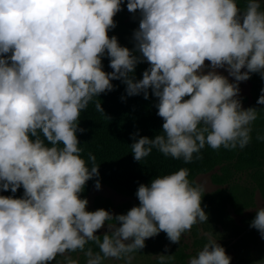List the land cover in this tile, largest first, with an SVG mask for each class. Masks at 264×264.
Returning a JSON list of instances; mask_svg holds the SVG:
<instances>
[{
  "label": "clouds",
  "instance_id": "9594fccd",
  "mask_svg": "<svg viewBox=\"0 0 264 264\" xmlns=\"http://www.w3.org/2000/svg\"><path fill=\"white\" fill-rule=\"evenodd\" d=\"M122 5L125 0H0V192L13 194L0 195V264H59L58 256L75 252L86 264H127L147 239L164 232L179 243L207 222L204 189L190 182L187 168L140 184L139 205L126 214L87 210L86 183L95 178L96 190L101 184L96 157L89 154L90 167L81 158L80 115L94 97L115 90L114 80L128 97H155L163 120L154 138L132 134L137 162L156 149L188 164L202 158L205 145L243 150L252 141L264 109L244 108L239 84L252 74L264 79V0H244L243 8L239 0H126L139 18L132 49L108 34ZM105 57L111 72L103 70ZM145 62L137 80L136 67ZM256 104L264 105V88ZM96 109L104 113L100 103ZM105 225L108 231L96 235ZM250 227L264 239V207ZM90 242L98 252L86 248ZM158 259L168 264L173 256ZM230 262L209 239L187 264Z\"/></svg>",
  "mask_w": 264,
  "mask_h": 264
},
{
  "label": "trees",
  "instance_id": "16d2710c",
  "mask_svg": "<svg viewBox=\"0 0 264 264\" xmlns=\"http://www.w3.org/2000/svg\"><path fill=\"white\" fill-rule=\"evenodd\" d=\"M239 6L241 8L245 6L244 0H239ZM122 7L123 10L114 17L117 24L115 29L119 28L121 32L132 38L133 30L138 28V14L137 18L133 19V14L127 11L126 0ZM102 63L104 71H112L107 57L102 60ZM145 69L144 63L136 67L134 75L137 80L142 78ZM112 83L116 86L114 91L94 97L87 109L81 112L79 126L86 131L77 133L82 148L81 158L85 160L86 165L91 166V161L88 159L89 154L96 157L100 184H106L123 194L136 196L140 184L148 185L158 175L175 173L181 168L189 170L188 179L197 185V174L212 170L218 164L220 171L213 175V179L220 186L219 194H227L225 199L229 200L235 213L239 215L244 213V208L239 210L238 205L242 201L241 197H248V200L245 199L247 201L244 200L246 203L244 207L246 208L254 206L257 191H260L264 197V154L254 153L248 148L247 150L244 148L242 152L239 149V152L228 154L215 164L208 147L201 151V159L194 158L193 162L188 164H185L183 159L165 157L156 149H153V152L142 161H135L130 146L134 142L132 134L139 131V136L154 138L156 134H161L159 132L162 131L163 120L157 115L155 107L157 101L151 94L147 100L143 98L142 94L128 97L125 92V85L119 80H114ZM122 96L124 97L123 100L121 99ZM97 103L101 104L104 113L97 111ZM251 107L254 106L251 105ZM243 162L245 163L243 164ZM94 185L95 178L86 183L81 198L89 199ZM203 192L202 194H204ZM5 193L8 196L13 195L10 191ZM22 195L23 189L21 188L15 196L20 197ZM87 210L94 211L88 206ZM210 221L208 217L206 223L208 224ZM242 221L245 223V220ZM221 223L226 228L233 227L235 230L240 228L233 217L228 221L222 220ZM148 242L146 240L145 244ZM87 247H91L93 251L99 250L92 242Z\"/></svg>",
  "mask_w": 264,
  "mask_h": 264
},
{
  "label": "rangeland",
  "instance_id": "374dc122",
  "mask_svg": "<svg viewBox=\"0 0 264 264\" xmlns=\"http://www.w3.org/2000/svg\"><path fill=\"white\" fill-rule=\"evenodd\" d=\"M108 34L110 37L115 35L122 46H126L129 49L133 48L132 38H129L125 33L121 32L119 28L117 30H110ZM144 64L146 68L149 67L146 62ZM220 71L227 76V72ZM229 79L232 80L233 78L229 77ZM239 87L241 90L240 98L244 108L253 105L257 109H264V105H257L254 102L257 101L261 88H264V79H261L259 74H252L251 78L246 82H241ZM252 127V141L245 149L247 150L248 148L254 153L264 154V141L256 139L257 135H264V110L259 111V117L253 123ZM205 147H208L214 164L228 154L239 152V149L226 150L221 147L219 150H213L207 145ZM219 171L220 166L216 164L212 170L200 172L196 176L197 185H200L204 189L201 207L208 214L207 216L211 221L208 224L203 222L194 225L190 232L182 235L179 243L169 241L164 232H161L154 238L147 239L149 242L145 244L142 250L130 254L132 259L127 264H159L158 256L161 254L173 256V259L168 261V264H187L189 258L195 256L198 251L202 250L203 245L209 239L216 240L224 247L227 255L231 257L230 264H254V262L264 261V239L261 238L256 229L250 227V222L254 219L256 210L264 207V197L260 191H257L255 204L250 208L244 207L248 197H241L242 201L238 205L239 210L242 207L244 208V213L240 215L235 213L229 200L225 199L227 194H219L220 186L213 179V175ZM0 195L8 196L5 192H0ZM88 201L89 209L94 211L97 209H105L114 214H126L133 206L139 205L136 196L123 194L106 184H101L100 190H96L94 185ZM231 217L239 225V229L235 230L233 227L226 228L221 223L222 220H231ZM242 220H245V223ZM112 223L115 222L112 221ZM101 230L107 232V226L105 225L104 228L98 231ZM67 257L77 261L78 264H86L87 258L81 252L66 253L65 256H58L56 259L59 264H68ZM105 264H126V261L106 260Z\"/></svg>",
  "mask_w": 264,
  "mask_h": 264
},
{
  "label": "flooded vegetation",
  "instance_id": "af4514ba",
  "mask_svg": "<svg viewBox=\"0 0 264 264\" xmlns=\"http://www.w3.org/2000/svg\"><path fill=\"white\" fill-rule=\"evenodd\" d=\"M103 233H104L103 230L97 231L96 235H100V234H103Z\"/></svg>",
  "mask_w": 264,
  "mask_h": 264
}]
</instances>
